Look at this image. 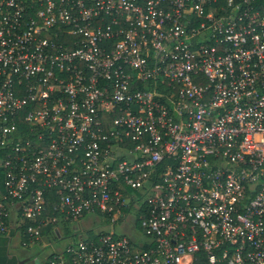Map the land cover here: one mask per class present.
Returning <instances> with one entry per match:
<instances>
[{
  "label": "built area",
  "instance_id": "built-area-1",
  "mask_svg": "<svg viewBox=\"0 0 264 264\" xmlns=\"http://www.w3.org/2000/svg\"><path fill=\"white\" fill-rule=\"evenodd\" d=\"M87 217L43 264H264V0H0V235Z\"/></svg>",
  "mask_w": 264,
  "mask_h": 264
},
{
  "label": "rangeland",
  "instance_id": "rangeland-1",
  "mask_svg": "<svg viewBox=\"0 0 264 264\" xmlns=\"http://www.w3.org/2000/svg\"><path fill=\"white\" fill-rule=\"evenodd\" d=\"M132 217L134 218V216L132 215ZM99 218V217H98ZM99 219L94 221H90L89 217H87V219H84L82 221H78V222H71L70 223V230L73 232V234H75L76 230H80L82 234H86L87 232L89 233V229L94 227V223H97ZM132 219H128L126 222H122L119 223L117 222L115 225H113L112 227H110V230H114L116 235H128L130 236L131 239H136V234L135 231L132 229V227H130L127 222L131 221ZM124 224V225H121ZM127 224V225H126ZM77 232V231H76ZM22 239V242L24 241L23 238L18 237H14L9 239V243H8V251L11 253L16 254L18 257L20 258H25V257H33L32 261L33 263L31 264H35V260H37L40 264H43L45 261L44 256L48 253V251H45L44 253L38 254V252L35 254V250L38 248V246H31V247H22L20 246V244L16 241ZM68 238H64V240H62L61 245H63V243L67 242ZM60 244H55L52 248H50L49 250H51V252H56L54 251L56 248L59 247ZM23 246H26L23 244ZM50 254V253H48ZM27 264V262H26Z\"/></svg>",
  "mask_w": 264,
  "mask_h": 264
},
{
  "label": "crops",
  "instance_id": "crops-1",
  "mask_svg": "<svg viewBox=\"0 0 264 264\" xmlns=\"http://www.w3.org/2000/svg\"><path fill=\"white\" fill-rule=\"evenodd\" d=\"M61 225H63V226H61V228H60V231H61V237L57 240V242L55 243V244H60L59 245V247L58 248H56L54 251H56V252H54V253H59V252H61L62 251V249H63V247H65V245L67 244V243H69V242H71L73 239L75 240V239H77V236L76 235H73V232L70 230V224L68 223V224H61ZM78 234H82V233H78ZM73 235V236H72ZM83 235V234H82ZM64 238H68V241L67 242H65V243H63V245H61V242H62V240H64ZM83 238H85V233H84V237ZM11 239V238H10ZM8 243H9V238L7 237V236H2V235H0V253H2L6 258H8L9 260H13V259H15V260H18V259H22V258H20V257H18L16 254H14V253H12V255H11V253L8 251ZM36 252H35V254L38 252V254H41V253H44L45 251H48V253H50V254H46L45 256H44V258H46L47 256H51V255H53L54 253L53 252H51V250H45V249H42V248H37L36 250H35ZM27 258H29L28 256L27 257H25L24 259H27ZM15 262V261H14ZM1 264H4V263H1ZM5 264H7V263H5ZM9 264V263H8ZM35 264H36V262H35Z\"/></svg>",
  "mask_w": 264,
  "mask_h": 264
},
{
  "label": "flooded vegetation",
  "instance_id": "flooded-vegetation-1",
  "mask_svg": "<svg viewBox=\"0 0 264 264\" xmlns=\"http://www.w3.org/2000/svg\"><path fill=\"white\" fill-rule=\"evenodd\" d=\"M24 258H22V259H18V260H16L15 261V263L14 264H22V263H20V261L21 260H23ZM28 260L26 261L27 262V264H31V263H33V261H32V259H33V257H29V258H27ZM34 260V259H33ZM11 262H12V260H11ZM11 262H10V260L8 259V258H6L2 253H0V264L1 263H9V264H11ZM26 262L25 263H23V264H26ZM35 262H36V264H40L37 260H35Z\"/></svg>",
  "mask_w": 264,
  "mask_h": 264
},
{
  "label": "water",
  "instance_id": "water-1",
  "mask_svg": "<svg viewBox=\"0 0 264 264\" xmlns=\"http://www.w3.org/2000/svg\"><path fill=\"white\" fill-rule=\"evenodd\" d=\"M27 260H28V259H23V260L20 261V263L23 264V263H25Z\"/></svg>",
  "mask_w": 264,
  "mask_h": 264
},
{
  "label": "trees",
  "instance_id": "trees-1",
  "mask_svg": "<svg viewBox=\"0 0 264 264\" xmlns=\"http://www.w3.org/2000/svg\"><path fill=\"white\" fill-rule=\"evenodd\" d=\"M11 260H12V259H11ZM11 260H10V262H11ZM14 261H16V260H15V259H13V260H12V262H11V264H14V263H15Z\"/></svg>",
  "mask_w": 264,
  "mask_h": 264
}]
</instances>
